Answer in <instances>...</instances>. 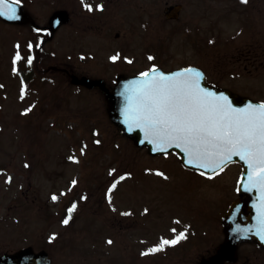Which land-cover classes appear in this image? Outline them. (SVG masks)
Listing matches in <instances>:
<instances>
[{"label":"rangeland","instance_id":"obj_1","mask_svg":"<svg viewBox=\"0 0 264 264\" xmlns=\"http://www.w3.org/2000/svg\"><path fill=\"white\" fill-rule=\"evenodd\" d=\"M20 1L39 25L71 6ZM176 3L179 20L166 21L163 8ZM80 8L41 48L44 65L85 49L91 38L80 36L82 23H120L135 58L153 52L165 70L194 65L218 87L264 101V0H124L104 16ZM31 38L26 24L0 21V254L30 245L45 249L51 264H199L222 239L218 218L236 198L239 166L205 179L173 154L149 156L110 121L98 90L60 75L32 72L22 95L9 58L17 48L24 56ZM172 236L177 243L154 251ZM238 252L234 264H264L255 244Z\"/></svg>","mask_w":264,"mask_h":264},{"label":"snow or ice","instance_id":"obj_2","mask_svg":"<svg viewBox=\"0 0 264 264\" xmlns=\"http://www.w3.org/2000/svg\"><path fill=\"white\" fill-rule=\"evenodd\" d=\"M180 75L183 80L160 75L143 82L137 98L138 126L143 121L158 138L175 142L176 147L183 145L190 157L219 158L216 168L239 156L253 170L249 179L264 188V104L234 109L226 97L200 87V73L188 70Z\"/></svg>","mask_w":264,"mask_h":264},{"label":"water","instance_id":"obj_3","mask_svg":"<svg viewBox=\"0 0 264 264\" xmlns=\"http://www.w3.org/2000/svg\"><path fill=\"white\" fill-rule=\"evenodd\" d=\"M180 10V5L168 6L164 9L165 17L167 19H178ZM0 19L7 22L21 23L28 18L17 3L0 0ZM65 21H67L65 12H54L49 19L51 30ZM188 70L200 73V87L207 92H211L214 96L222 95L226 97L228 104L234 109L241 110L249 106L260 105L227 90H218L214 86L206 84L203 73L197 68H186L168 73L157 69L156 71L147 72V77L141 75L132 78H119L111 91L105 87L102 80L72 77V82L88 88L98 86L105 95L107 111L111 121L121 127L125 135L130 137L136 146H146L152 155L175 151L184 167L209 175L218 172L230 163L238 162L241 164L242 174L239 181V191L246 193L250 199L249 201L237 199L230 204L222 218L224 240L215 248V254L203 260L202 264L234 262L237 257L236 248L240 242H254L264 248V188H261L259 184H254L249 179L253 175V170L239 156H232L229 161L220 164V167L216 168L215 165L219 163V158L213 157L210 161L206 158L190 157L183 150V145L176 147L175 142L158 138L143 121L139 122V126L137 123L138 91L143 82L160 75L171 77L173 80H183L184 77L180 74L187 73ZM190 159L192 163H189ZM202 163L207 164L208 167H200L199 165ZM50 262L51 260L45 251L35 253L31 247L20 249L14 253H4L0 256V264H49Z\"/></svg>","mask_w":264,"mask_h":264},{"label":"flooded vegetation","instance_id":"obj_4","mask_svg":"<svg viewBox=\"0 0 264 264\" xmlns=\"http://www.w3.org/2000/svg\"><path fill=\"white\" fill-rule=\"evenodd\" d=\"M124 0H71V6L68 13L73 17L76 16L81 5H86L88 10L104 16L110 8L113 10L121 9L123 7ZM67 8V7H66ZM120 23H105V22H93L82 23L80 36L90 37L88 45L84 50H74L75 54L72 58H66L62 62H55L54 64L44 65V62L48 61L42 58L40 55L25 54L23 58L18 60L14 58L11 61V68L13 71H17L23 75L24 83L31 80V74H37V77L44 78L47 74H56L64 77L68 80L72 75L78 77H87L95 79L114 78L117 79L122 76H133L140 74L157 65V58L155 53L143 52V55L150 53L154 58H135V55L131 49V38L122 37L117 27H120ZM72 26H77L72 23ZM59 30V29H58ZM56 30V31H58ZM79 31L73 30V36L75 42L79 38ZM37 35V36H36ZM47 30H40L38 34L33 33L31 39L26 40L27 52L29 51L28 43L36 39L39 41L40 46L45 44L46 40L52 38ZM112 37L114 40H112ZM122 38L121 43L117 42L119 38ZM127 46V47H126ZM123 48V49H122ZM129 48V49H128ZM79 57V58H75ZM116 57L115 60L112 58ZM78 61L88 65L87 67H79ZM33 72V73H32ZM29 90V88L26 87Z\"/></svg>","mask_w":264,"mask_h":264}]
</instances>
